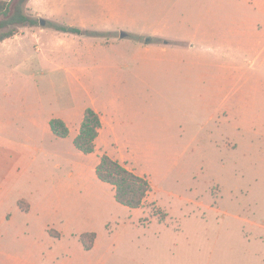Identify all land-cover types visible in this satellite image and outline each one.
I'll use <instances>...</instances> for the list:
<instances>
[{
    "label": "rangeland",
    "instance_id": "1",
    "mask_svg": "<svg viewBox=\"0 0 264 264\" xmlns=\"http://www.w3.org/2000/svg\"><path fill=\"white\" fill-rule=\"evenodd\" d=\"M33 3L46 31L30 48L34 68L0 75V264H264V36L241 45L225 0ZM156 22L218 31L190 50L149 35ZM63 25L85 33H57ZM148 37L182 45L145 50ZM91 99L122 123L89 155L72 138ZM49 113L66 115L70 135H53ZM104 149L149 179L141 207L96 177ZM84 232L96 234L90 250Z\"/></svg>",
    "mask_w": 264,
    "mask_h": 264
},
{
    "label": "crops",
    "instance_id": "2",
    "mask_svg": "<svg viewBox=\"0 0 264 264\" xmlns=\"http://www.w3.org/2000/svg\"><path fill=\"white\" fill-rule=\"evenodd\" d=\"M228 5H230V11L228 12V18L224 19L227 21V19L230 21L228 24V27L230 30L236 33H240L241 36L245 37V40L241 41V45H249V43L252 41L250 40V36H253L254 34L264 36V0H225ZM176 4H174L171 8H162L161 11L157 12L156 16H152L147 14L145 16V19L147 21L149 20H163L165 17L167 18L171 13H177L176 11ZM27 11L31 13L33 16L37 17L38 19L40 16V13L38 10H36V5L33 3V0H27L26 2ZM160 15V16H159ZM54 18L55 15H49V18ZM184 16L178 15L176 17V20L182 21ZM155 18V19H154ZM48 19V18H46ZM79 27V26H76ZM177 24L169 25L161 22H156L148 25L145 30L148 32L151 36H160V37H171L173 40L176 41H188V44L182 45V44H174V43H164L163 45H159L157 43H152V38H150L148 43V47H145V50H148L152 45H158L162 46V48H167V46L172 45H182L188 47V49L192 50L193 48H198L200 45H198V42H196V38L199 35H215L217 33V28L211 26V29H206L201 27L199 24H196L194 27L187 28V31H177L176 30ZM81 28V27H80ZM83 29V28H82ZM59 34H64V32H60L58 30H55ZM227 31V30H226ZM45 28L43 27H27V26H21L18 28V31L16 34L12 35L11 37H8L2 41H0V75L7 79L8 81L15 78L17 75L19 76H26V71L28 73L34 68V61L35 59L30 54V48H36L37 45H33V41L38 40L41 41V35L44 34ZM120 37V36H119ZM188 37V38H187ZM146 41V39H145ZM171 45V46H172ZM42 46V44L40 45ZM43 47V46H42ZM42 47L36 48L41 49ZM62 65V64H60ZM67 66V65H66ZM227 69L229 68L231 70V65L226 66ZM1 69H14L13 72L16 73L15 75H8L7 72L3 73L1 72ZM33 74V73H32ZM72 76V75H71ZM76 78L78 75L75 76ZM227 77L220 78L221 80H225ZM93 99V98H92ZM91 99V106L94 110H96L101 117L102 120V126L99 130V134L95 140V151L98 149V147L101 145V147H104L108 143V139L105 137V130L108 132H115L119 126V124L122 123L121 115L117 110H114V114L111 117L110 120H106L107 111L104 107H99L96 104V100L94 101ZM87 106L83 107L78 115L77 113L73 114V116L76 118L75 124H77V128L75 130V133L73 135V138L78 133L80 123L83 117V111ZM53 117H59L63 119L67 126L69 124L66 115L61 116L53 113L46 114L44 116V123L49 122V120ZM69 117V114L67 115ZM49 126V124H48ZM69 128V126H68ZM70 135V128H69V134ZM67 137V136H66ZM65 138V137H64ZM72 138V140H73ZM115 140V139H113ZM113 145L116 146V141L113 142ZM90 153V154H93ZM102 153H106L109 156H111L114 159L116 158V150L115 152H108L106 149L102 150L100 152L98 158L94 162L95 165L99 162L100 155ZM89 154V155H90ZM119 160V159H117ZM120 161V160H119ZM122 164H124L122 161H120ZM125 165V164H124ZM126 166V165H125ZM127 167V166H126ZM94 169V168H93ZM135 172V171H134ZM72 175V174H71ZM142 175V174H141ZM49 232V231H48ZM50 234V233H49ZM52 235V234H50ZM54 236V235H53ZM95 243V241H94ZM94 246V244H93ZM92 246V248H93ZM91 248V249H92ZM84 249V248H83ZM85 250V249H84ZM90 250V249H89Z\"/></svg>",
    "mask_w": 264,
    "mask_h": 264
},
{
    "label": "trees",
    "instance_id": "3",
    "mask_svg": "<svg viewBox=\"0 0 264 264\" xmlns=\"http://www.w3.org/2000/svg\"><path fill=\"white\" fill-rule=\"evenodd\" d=\"M26 2L27 0H0V41L16 34L21 26L33 27L39 24V19L27 11ZM55 28L66 33H85L84 29L76 26L63 25ZM48 124L54 136H68L69 128L63 119L53 117ZM101 126L100 114L87 106L83 111L78 133L72 140L75 148L84 154L93 153ZM94 173L100 181L113 187L115 201L128 208L141 207L151 190L150 181L145 175L134 172L106 153L100 155ZM18 206L22 211H28V207L22 205V200H19ZM49 233L52 234L50 230ZM95 238V232H84L79 236L85 250L92 248Z\"/></svg>",
    "mask_w": 264,
    "mask_h": 264
},
{
    "label": "water",
    "instance_id": "4",
    "mask_svg": "<svg viewBox=\"0 0 264 264\" xmlns=\"http://www.w3.org/2000/svg\"><path fill=\"white\" fill-rule=\"evenodd\" d=\"M39 24H40V25H44V24H45V20H44L43 18H40V19H39ZM119 36H120L121 38H124V37L127 36V33L124 32V31H120ZM149 41H150V38H147V39H146V42H149Z\"/></svg>",
    "mask_w": 264,
    "mask_h": 264
}]
</instances>
